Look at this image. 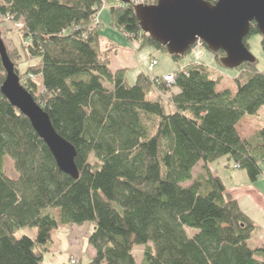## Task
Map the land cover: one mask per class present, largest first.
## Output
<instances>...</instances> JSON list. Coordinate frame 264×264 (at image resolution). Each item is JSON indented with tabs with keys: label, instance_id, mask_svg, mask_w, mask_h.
Wrapping results in <instances>:
<instances>
[{
	"label": "trees",
	"instance_id": "obj_1",
	"mask_svg": "<svg viewBox=\"0 0 264 264\" xmlns=\"http://www.w3.org/2000/svg\"><path fill=\"white\" fill-rule=\"evenodd\" d=\"M110 2L107 27L166 53L143 34L132 3L0 0V16L21 25L20 43L10 49L0 21L7 57L53 130L74 148L78 173L73 179L59 170L30 121L0 90V264H44L52 232L83 223L94 227L89 264H136V246L144 247L141 264H264V249L255 246L259 226L211 167L224 159L251 182L259 177L264 126L249 139L236 127L264 107V73L256 61L241 65L234 91L218 90L222 77L205 65L177 71L169 88L142 73L129 80L125 71L110 70L116 52L102 48L93 26ZM257 34L252 24L243 42L248 50V37ZM260 46L264 52L263 37ZM187 54L169 58L178 63ZM213 57L221 66L222 53ZM31 61L37 62L22 72L20 64ZM4 77L0 62V87ZM7 157L16 178L5 174ZM199 163L204 169L195 177ZM26 228L36 230L34 239L16 237Z\"/></svg>",
	"mask_w": 264,
	"mask_h": 264
},
{
	"label": "water",
	"instance_id": "obj_2",
	"mask_svg": "<svg viewBox=\"0 0 264 264\" xmlns=\"http://www.w3.org/2000/svg\"><path fill=\"white\" fill-rule=\"evenodd\" d=\"M129 5L130 0H119ZM134 16L139 28L161 45L169 57H182L200 41L211 53H222L223 69L236 70L256 61L243 42L254 24L264 38V0H157L153 5L137 4ZM0 62L4 82L0 90L4 98L28 121L45 142L63 174L78 178L74 148L53 130L48 115L23 88L0 36Z\"/></svg>",
	"mask_w": 264,
	"mask_h": 264
},
{
	"label": "rangeland",
	"instance_id": "obj_3",
	"mask_svg": "<svg viewBox=\"0 0 264 264\" xmlns=\"http://www.w3.org/2000/svg\"><path fill=\"white\" fill-rule=\"evenodd\" d=\"M141 2H142V0H130V3H132L134 6H136L137 4H142ZM111 4H112V2L105 4L103 6V10L99 13L101 23L100 22L99 23L96 22L95 24L93 23L94 24L93 26H95V28L97 30H99L100 33L102 32V29L104 30L106 27L109 30L113 31L114 33L116 32L119 35H121L122 38L129 45V52H130L129 57L131 56L135 60L137 69L140 71V73L144 74L141 70H143L142 67L146 66V64L148 62L143 65L138 61V59H139V56H147L148 55L147 54L148 49L142 48V43L140 44L139 42L134 41L133 38L130 37V35H128L127 33L125 34L123 30H118V29L114 30L111 27H107V24H109V22H110L109 21L108 6ZM0 21H1L2 25H4L2 27L3 34L1 35L5 38L4 44H5V46H8L10 49H12L13 48V46H11L12 43L14 45H18L20 43V35H19L18 31L21 28V25L20 24H14L9 18H3L1 16H0ZM100 36H101V34H100ZM101 38H102V36H101ZM261 38L262 37L259 34L248 37L247 46H249V51H250L251 55L253 57H255V59H256L257 69L259 70V72L264 73V52L262 50V46H260ZM100 42H101L102 48L105 49L107 46L106 45L107 43L103 42L102 39L100 40ZM194 48H196V45H194L190 48L187 56L185 58H183L182 62H188V61L190 62V60L196 61V59L193 58L195 55ZM150 51H151V55L153 54L152 56L154 57V59L156 61H158V65L155 68L156 75L160 74L163 71L164 72L171 71L174 61L169 58L167 53H165L164 51L159 52L156 50H150ZM113 56H115V55H112L111 57H113ZM203 56L204 57L202 59L204 60V64L206 63L210 69H212L213 66L218 68L219 76H221L222 80H223L222 83L227 81L230 84V86L233 87V85H234L233 82L240 75L238 70H237L238 68L236 70H228V69L225 70V69H223L221 66H218L217 61L213 57L214 54H211L209 51L205 52L203 54ZM199 59H200V62L202 64L201 56ZM147 60H148V57H147ZM36 62L37 61H33V62L31 61L29 64H20L19 68L21 69L22 72H24L25 69L27 68V66H29L30 64L34 65V64H36ZM182 62H181V64H182ZM178 63H180V62H178ZM213 63H214V65H213ZM176 64H177V62L175 63V66H177ZM187 64H189V63H187ZM176 68L174 70H172L171 73L175 74L177 72ZM122 70L127 73V70H124V69H122ZM166 74H168V73H166ZM166 74H161L160 76L159 75L158 76L161 77V76H164ZM157 93L162 95V97H160L161 100L163 99L165 101L167 99V97H166V95H164V93L160 92L159 90H157ZM150 100H154V97L151 96ZM3 166H4V169H5L4 171H5V174L7 177H9L11 179L17 177V173H16L14 167L12 166L11 159L9 157L6 158ZM52 211L55 214L57 212V209H53ZM71 227H73L75 235H74V237L71 238L72 240L70 242H69V238H68V236L71 233L69 231L70 230L69 227H66V226L65 227H59L58 230H54L52 232L51 240H53V245L50 248L49 252L45 253L43 255L42 262L44 264H70L71 261L68 259L71 256V252L73 250H75L74 252H72V254H74V257L73 258L71 257V258L76 260V261L78 260V262H79L78 264H89L91 262L90 259L92 256V250L87 245V241H88L87 236H88V234H90L92 232V230L94 228L93 224L92 223H83V224H81V226L73 225ZM188 233L190 236V235L194 234V231L189 230ZM20 236H28L29 238L34 239L36 236V230L28 229V228L20 230L19 232H17L16 237H20ZM72 242H73V244H72ZM71 244H72L73 249L71 248V250H70ZM143 248H144L143 246H136V248L134 250V257L136 258V264L137 263L141 264V262L143 260V257L141 254Z\"/></svg>",
	"mask_w": 264,
	"mask_h": 264
},
{
	"label": "crops",
	"instance_id": "obj_4",
	"mask_svg": "<svg viewBox=\"0 0 264 264\" xmlns=\"http://www.w3.org/2000/svg\"><path fill=\"white\" fill-rule=\"evenodd\" d=\"M98 20L101 23L100 15H98ZM108 25L109 24H107V26ZM100 34L102 36V41L107 43L106 48H113L114 51L117 52L113 54L115 56L110 57V70L112 72L122 69L127 70V78L134 81L137 75H139V70L136 67L135 60L131 56L129 57L130 52L128 43L121 35L106 28L104 30L102 29ZM176 67L175 62H173L171 71H163L157 75L160 76L161 74L171 73ZM217 89H229L234 91L233 87H231L227 81L221 83ZM153 97L156 98V95H153ZM262 126H264V107L260 108L256 115L240 120L236 127V132L242 139H249L258 132ZM225 164L226 161L224 159L220 160L219 163L211 164L212 174L213 176L221 178L223 185L226 188V192L237 201L239 209H241L250 220L259 226L260 231L256 236L255 246L264 249V165L261 167L259 177L251 182L244 171L236 170L233 167L227 168L225 167ZM203 169L201 163L197 164V167H195L193 171L194 176L196 177L201 174ZM69 228V231L71 232L68 236L70 242L75 234L73 227L70 226ZM74 251L75 250L72 252ZM72 252L68 260H70L71 257H74Z\"/></svg>",
	"mask_w": 264,
	"mask_h": 264
},
{
	"label": "built area",
	"instance_id": "obj_5",
	"mask_svg": "<svg viewBox=\"0 0 264 264\" xmlns=\"http://www.w3.org/2000/svg\"><path fill=\"white\" fill-rule=\"evenodd\" d=\"M136 42H139V41H136ZM135 42V43H136ZM194 45H196V48H194V51H195V55H194V57L193 58H195L196 59V61L195 60H193V61H191L190 60V62L188 61V62H182V64H181V62L180 63H177V68H176V71H178V72H182L185 68H186V66L187 65H193V64H195V65H198V66H207V64L205 63L204 64V60L202 59L204 56H203V54L205 53V52H208L207 51V48H205V46H204V44L202 43V42H200V41H197ZM193 45V46H194ZM206 49V50H205ZM148 52H147V56H139V59H138V61L141 63V64H145V63H147L146 64V66H143L142 68H143V70H141L143 73H144V76L149 80V81H151L152 83H157V80H159V82L160 83H164V84H167V87L169 88V87H171L172 86V84H174L175 82H174V78H175V74H173V73H168V74H166V75H164V76H161V77H159V78H157V75H156V72H155V68L157 67V65H158V61H156L155 59H154V57L151 55V51H150V49L149 50H147ZM205 51V52H204ZM200 56H201V59H202V64H201V62H200ZM147 57H148V60H147ZM197 57V58H196ZM205 59V58H204ZM187 63H189V64H187ZM213 65H214V63H213ZM208 68H209V66H207ZM212 69H214V70H216V71H218V68H216V67H214L213 66V68ZM219 72V71H218ZM139 73H140V71H139ZM157 93V90H155V94ZM158 94V96L159 97H162V95L161 94H159V93H157ZM166 101V100H165ZM234 168L235 169H239V166H236V165H234ZM70 261H71V263L70 264H77V261L76 260H74V259H70Z\"/></svg>",
	"mask_w": 264,
	"mask_h": 264
}]
</instances>
